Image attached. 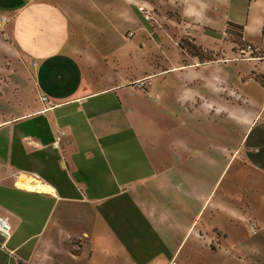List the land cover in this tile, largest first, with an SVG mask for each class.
Here are the masks:
<instances>
[{
	"label": "crops",
	"instance_id": "0c3cea01",
	"mask_svg": "<svg viewBox=\"0 0 264 264\" xmlns=\"http://www.w3.org/2000/svg\"><path fill=\"white\" fill-rule=\"evenodd\" d=\"M170 1L181 32L263 57L151 78L156 57L94 27L152 0H0V264H264V0Z\"/></svg>",
	"mask_w": 264,
	"mask_h": 264
},
{
	"label": "rangeland",
	"instance_id": "374dc122",
	"mask_svg": "<svg viewBox=\"0 0 264 264\" xmlns=\"http://www.w3.org/2000/svg\"><path fill=\"white\" fill-rule=\"evenodd\" d=\"M112 1L114 2L115 0ZM168 1L152 0L153 8H148L149 18H144V11L140 10L137 5L135 7L134 4H130L128 9L131 11L132 21H112L108 16L105 19H100L94 27H98L102 32L100 43L106 46L123 43L140 44L143 51L137 53L138 57L146 55L156 57V60H154L155 71L149 75L151 78H159L161 76L170 78L175 75L185 78L199 77L209 75L211 70H217L218 76L224 79H231L235 75V71L245 70V67L248 66L244 61L256 62L259 61L257 60L259 56L263 57V53L256 51L255 48L252 52L247 51L237 41V37L233 35H204L200 31H193L190 35L181 32L176 23L178 20L176 7L172 5L170 0ZM122 6L125 5L123 4ZM194 52L197 53L193 54ZM107 54L110 61L111 54ZM216 57L221 58V60H218L217 65L200 67L198 64H193L197 60ZM138 60L135 69L134 67L132 68L133 75L140 74L141 70H143L144 64H142V61L140 62V58ZM232 60H236V62ZM11 63H14V61H11ZM188 63L190 65H184ZM176 64L183 65L178 68H168ZM162 68L164 70L160 71ZM257 68V63H253L251 75L256 76V79L258 78ZM19 75L22 74L20 73ZM13 84L15 85V83ZM13 84L10 83L8 88L10 89L14 86ZM15 86L22 87V90L25 88L27 90L28 87L23 82ZM13 93L15 95L11 103L16 106V98H18L19 93ZM150 95L152 96V94ZM3 117H9V114ZM258 234L262 235V252H264V231H258ZM254 237L258 236L251 234L250 238Z\"/></svg>",
	"mask_w": 264,
	"mask_h": 264
},
{
	"label": "built area",
	"instance_id": "2783aa9c",
	"mask_svg": "<svg viewBox=\"0 0 264 264\" xmlns=\"http://www.w3.org/2000/svg\"><path fill=\"white\" fill-rule=\"evenodd\" d=\"M138 8L142 11H144V18H149V13H148V8L147 7H144L142 5H139ZM130 34V33H128ZM244 48L249 51V52H252L254 51V47L250 44H246L244 46ZM39 99L40 101L42 102H46L48 105H50V101L49 99L45 96V95H40L39 96ZM62 131H58L54 137H53V140H52V146L57 148L58 145H59V140H60V137L62 135ZM9 221H8V218L7 216H3V215H0V233L1 235H3L4 237H9ZM251 231L254 232V227H251ZM163 264H177L176 260L174 258H171L169 260H167L165 263Z\"/></svg>",
	"mask_w": 264,
	"mask_h": 264
},
{
	"label": "bare ground",
	"instance_id": "6f19581e",
	"mask_svg": "<svg viewBox=\"0 0 264 264\" xmlns=\"http://www.w3.org/2000/svg\"><path fill=\"white\" fill-rule=\"evenodd\" d=\"M21 180L23 181L24 185H26L29 189H44V188H42V187H40V186H34V185L31 183V181H30L29 178H24V177H22ZM22 181H21V182H22ZM32 181H33V180H32Z\"/></svg>",
	"mask_w": 264,
	"mask_h": 264
},
{
	"label": "trees",
	"instance_id": "16d2710c",
	"mask_svg": "<svg viewBox=\"0 0 264 264\" xmlns=\"http://www.w3.org/2000/svg\"><path fill=\"white\" fill-rule=\"evenodd\" d=\"M197 52H194L193 54H196Z\"/></svg>",
	"mask_w": 264,
	"mask_h": 264
}]
</instances>
